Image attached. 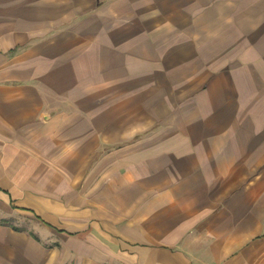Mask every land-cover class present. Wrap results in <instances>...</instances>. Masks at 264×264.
<instances>
[{
	"label": "crops",
	"instance_id": "0c3cea01",
	"mask_svg": "<svg viewBox=\"0 0 264 264\" xmlns=\"http://www.w3.org/2000/svg\"><path fill=\"white\" fill-rule=\"evenodd\" d=\"M0 264H264V0H0Z\"/></svg>",
	"mask_w": 264,
	"mask_h": 264
}]
</instances>
